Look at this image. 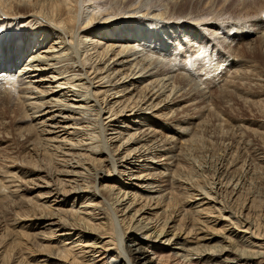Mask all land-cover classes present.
I'll list each match as a JSON object with an SVG mask.
<instances>
[{
	"label": "bare ground",
	"instance_id": "bare-ground-1",
	"mask_svg": "<svg viewBox=\"0 0 264 264\" xmlns=\"http://www.w3.org/2000/svg\"><path fill=\"white\" fill-rule=\"evenodd\" d=\"M186 1L0 0V105L31 152L2 158L0 264H264V233L221 198L244 151L264 171V116L224 115L264 112L245 55L256 37L264 57V0L258 22ZM200 129L224 145L209 181L188 159Z\"/></svg>",
	"mask_w": 264,
	"mask_h": 264
},
{
	"label": "rangeland",
	"instance_id": "rangeland-1",
	"mask_svg": "<svg viewBox=\"0 0 264 264\" xmlns=\"http://www.w3.org/2000/svg\"><path fill=\"white\" fill-rule=\"evenodd\" d=\"M207 1L208 0H189V1L187 0L186 5L189 6V8H191V10L194 11L195 13H197V14L202 13L201 16L210 17L212 15L210 13L212 12V13H215L216 18L226 20V21L227 20L236 21V19H237V20H241L244 22L249 21V20H250L249 22H253V21H257L259 19L258 17L260 15V12L263 13L258 8V5L262 2V0H249L250 1L249 3L247 2V0H244V1L242 0L241 2H240V0L239 1L238 0H223V2H222V0H213V2H212V0L211 1L209 0L212 7H214V10H211V12L207 11V7L204 9V4ZM237 2H240V4L238 3L239 6H238ZM243 2H245L246 4ZM200 4H201V6H200ZM242 4H243V6H242ZM208 5H209V3H208ZM245 6H246V8H248L247 12H246ZM198 8H199V10H198ZM215 8H220V9L216 10ZM201 9H203V10H201ZM215 10L219 11V13L216 12ZM198 11H200L201 13L200 12L198 13ZM220 11H222V12H220ZM246 15H249V16H246ZM261 15L263 16L264 13ZM238 16H241L244 18L242 19L240 17V19H238L239 18ZM245 16H246V18H249V19H246ZM254 17H255V19H254ZM233 18H235V19H233ZM21 30H23V29H21ZM21 30L17 29V31H21ZM7 39H8V37L5 38L4 40L7 41ZM248 43L251 44V46L249 48L252 50L249 51V54L246 53L245 55H247V56L251 55L250 56L251 58L253 57L257 60L258 66L260 67L259 68L257 66V70L261 73V75H264V64H263L264 63V57L262 56V54L258 50V39L256 37H251L250 40L248 39ZM0 50H1V48H0ZM254 50L256 53L254 52ZM240 54H241V50H240ZM213 84H214L213 85L214 91L218 92L219 88H220V86L218 84H220V83L216 81V83H213ZM258 87L259 88H257V89L259 90L261 88V86H258ZM263 87L260 89L261 93L264 92ZM218 97H219V94L215 93L211 100L216 101L218 99ZM229 105L230 106H228V108L224 109L225 110L224 115H227V114L229 115V116L227 115V117L235 118V120H237V121H244L247 119H250V120L252 119L253 121L258 122L260 119H263L262 117L264 116V112H262V114H261L258 110H256L253 107H250V108H246L244 106L242 107V105L236 99L229 101ZM0 106H1L0 114L3 115V117L5 118V121H6L5 125L4 124L0 125V127H1L0 128V139L2 140L1 145H2V143H3V145L5 144V146H4L5 148L4 147H2V149L0 148V166H2V164L7 163L5 160L3 161V159H2L6 155L9 157L12 156V160L17 161L18 163L23 162L25 159L30 160L31 158L28 156V154L31 152L28 153V151H25L27 149H26V146L24 147L26 140L22 139L17 134V132H15V128L17 126L16 117L18 116V109L16 108L17 109V111H16V109L14 108V109H11V111H9L10 109L6 108L5 105H4L5 107H3V108H2V105H0ZM2 110H3V113H2ZM14 110L16 113L14 112ZM210 122L212 123L213 120H211ZM211 132L214 133L215 131H213V129L212 130L211 129L210 130H201V129L198 130L195 133V138H199V139H198V141L194 140V145L197 143L196 146L193 145L194 148L193 147L188 148V150H189L188 152L190 154V155L188 154L189 157L193 154H194V156L198 155L197 156L198 158L193 156L195 159L192 158V156L190 157L193 159V161L188 157V159L190 160V163H192V164L196 163V165H197V163L203 164L204 166L206 165V168L208 171L206 170L205 172H203L204 180L206 179V177L208 175H209L208 177L211 179V177L213 176V173H214L213 168H215L214 166L216 165L215 162H216V160H218V156H221L222 154L225 153L224 147H223L224 145L219 142L217 137H214V136H216L215 133L213 135H211L212 134ZM4 134H6V135H4ZM259 141L260 140H258L257 138H255L254 140L251 139V144L253 147L252 150L257 151V152H264V147H263L264 145H262L264 140H263V142H261V141L259 142ZM202 142H203V145H202ZM200 143L202 146L199 145ZM195 147H197V148H195ZM198 148L202 149V150H199L202 153H198L199 151H196V149H198ZM25 152H27V153H25ZM247 152L249 154L252 153V151H247ZM247 152L244 151L242 156L240 155L242 157V160L245 163L249 162V165L247 163L246 164V165H248L247 168H245V171H243L240 174L242 176L243 181L241 183H239L238 188H237L238 197L236 199H233V197L231 195L232 192H230V189L229 190L226 189L225 192H222L223 194L221 193L222 194L221 198H223L227 207H229L231 209V211L235 213V215L239 216V219L241 218L242 221L245 219H247V220L249 219V222L252 223V225L253 224L256 225L257 231L264 233V171L262 170V168H259L258 166H256V164L254 165L253 163H251V162H253L254 159H252L249 156H246L245 154H247ZM202 155H203V157H201ZM244 156H245V158H244ZM26 160H25V162H26ZM254 162L256 163V161H254ZM209 170L211 173H209ZM93 179H94V176H92V174H90L88 180L92 183ZM206 181H209V180L206 179ZM248 205H251V207L249 209H247ZM2 209H4V208H2ZM180 210H181V207L178 208V211H180ZM226 210H228V209H226ZM10 214H12V213L7 212L6 215H8V218L11 217Z\"/></svg>",
	"mask_w": 264,
	"mask_h": 264
}]
</instances>
